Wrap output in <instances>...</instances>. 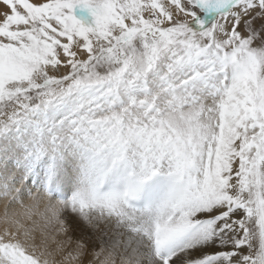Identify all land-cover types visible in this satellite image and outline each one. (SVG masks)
<instances>
[{
  "label": "snow or ice",
  "instance_id": "snow-or-ice-1",
  "mask_svg": "<svg viewBox=\"0 0 264 264\" xmlns=\"http://www.w3.org/2000/svg\"><path fill=\"white\" fill-rule=\"evenodd\" d=\"M0 4V264H264V0Z\"/></svg>",
  "mask_w": 264,
  "mask_h": 264
},
{
  "label": "bare ground",
  "instance_id": "bare-ground-1",
  "mask_svg": "<svg viewBox=\"0 0 264 264\" xmlns=\"http://www.w3.org/2000/svg\"><path fill=\"white\" fill-rule=\"evenodd\" d=\"M2 7H3V5L0 4V8H2ZM2 212H3V205H2V202H0V214H2Z\"/></svg>",
  "mask_w": 264,
  "mask_h": 264
}]
</instances>
